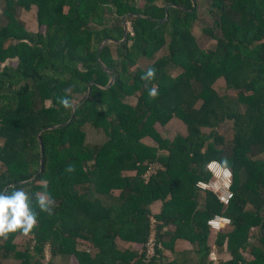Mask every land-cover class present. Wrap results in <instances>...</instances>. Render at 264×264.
Masks as SVG:
<instances>
[{"label": "trees", "instance_id": "trees-1", "mask_svg": "<svg viewBox=\"0 0 264 264\" xmlns=\"http://www.w3.org/2000/svg\"><path fill=\"white\" fill-rule=\"evenodd\" d=\"M199 2L0 0V191L23 188L37 213L29 233L0 236V264H141L151 218L149 264H161L177 239L194 246L196 264H210L207 222L214 215L230 219L215 243L226 241L232 259L220 264H264V0H210L213 25L202 30L213 41L208 48L193 34ZM166 3L180 8L168 6L164 19ZM33 8L36 32L19 17ZM150 67L155 76L142 79ZM220 79L235 97L218 92ZM172 120L184 134L165 136ZM227 123L230 139L219 130ZM85 127L104 141L88 142ZM211 161L232 172L234 196L226 204L195 186L210 179ZM45 184L51 215L36 203ZM20 235L32 236L34 247L20 250ZM181 255L167 264H179Z\"/></svg>", "mask_w": 264, "mask_h": 264}, {"label": "rangeland", "instance_id": "rangeland-1", "mask_svg": "<svg viewBox=\"0 0 264 264\" xmlns=\"http://www.w3.org/2000/svg\"><path fill=\"white\" fill-rule=\"evenodd\" d=\"M137 1L139 4H141L144 0H137ZM210 4H211L210 0H200L199 8H198L199 10L198 21L196 22L195 27H193V34L197 36L198 42L202 48H208L209 46L213 44V41L209 37H207L202 31L204 27L213 25V18H212V14L210 11L211 10ZM19 17L21 21L26 25V28L28 30L36 32L39 29L38 23H37V17H36V8H33L29 12L23 11V10L20 11ZM126 28H129V22H126ZM164 54H166V51L163 49L159 54H157L156 57L162 56ZM148 64L149 63H147L146 60H142L140 61L138 66L144 69L148 66ZM177 74H178V71H170V75L172 76H176ZM216 89L221 95L229 94L232 97L236 96L235 93H231L226 90L225 82L222 79H220L219 82L216 84ZM128 102L130 104H133L134 100L131 99ZM219 130L221 133H223L226 136V138H229V139L232 138L234 131H233L231 123L224 124L223 127H221ZM85 131H86L88 142L101 143L104 141V136L102 135V133L97 132L90 127H85ZM184 132H185V127L177 120H172L166 126L164 134L165 136L169 138H173L175 134H184ZM143 141L148 144H153V142L148 138H145ZM0 142H2V140H0ZM168 227L171 231L173 230L172 229L173 226H167L164 230L166 231ZM211 238L213 239V237L209 234V241H210L209 243L212 242ZM16 243L18 244L20 250H25L26 248H29V247L33 248L35 245V242L33 241V237L28 236V235H20L17 238ZM51 259H52V253L50 250V246H48L46 250V262L50 261ZM71 261H72V264H77L75 260H71ZM13 262L14 261L12 260H3L1 264H12ZM160 263L167 264V262L162 261V260H160Z\"/></svg>", "mask_w": 264, "mask_h": 264}, {"label": "clouds", "instance_id": "clouds-1", "mask_svg": "<svg viewBox=\"0 0 264 264\" xmlns=\"http://www.w3.org/2000/svg\"><path fill=\"white\" fill-rule=\"evenodd\" d=\"M155 76V69L150 67L142 75V79L150 80ZM149 96L155 97L157 89L152 87L148 90ZM65 107H70L67 98H61ZM71 171V167L67 169ZM36 196V203L41 211L52 214V200L46 191ZM37 225V213L33 208L32 196L23 188L13 186L10 191H0V236H6L10 232L20 229L23 233H29Z\"/></svg>", "mask_w": 264, "mask_h": 264}, {"label": "built area", "instance_id": "built-area-1", "mask_svg": "<svg viewBox=\"0 0 264 264\" xmlns=\"http://www.w3.org/2000/svg\"><path fill=\"white\" fill-rule=\"evenodd\" d=\"M159 168V164L148 165L147 170L143 174L145 181ZM210 173L208 181H198L196 187L203 191H208L214 194L220 203L226 204L230 201L234 194L232 192V172L229 168L224 167L217 161H211L206 166ZM151 231L148 240L143 250V257L141 264H149L155 255V225L156 221L151 218ZM211 230L219 231L227 225H230V219L222 215H214L207 222ZM210 264H219V257L214 250H210L208 255Z\"/></svg>", "mask_w": 264, "mask_h": 264}, {"label": "crops", "instance_id": "crops-1", "mask_svg": "<svg viewBox=\"0 0 264 264\" xmlns=\"http://www.w3.org/2000/svg\"><path fill=\"white\" fill-rule=\"evenodd\" d=\"M161 203L159 202H155L151 205V210L154 214H158L161 210ZM230 225L225 226L224 228H222L219 231H215V230H211L210 231V235L213 237L212 242L210 243L211 245V250H214L217 254V256L219 257V264L223 263V262H227L230 261L232 259L231 254L229 253V251L227 250V245H226V241L223 243L222 246H217V244L215 243L216 240V236L218 233L220 232H226L229 230ZM173 229V228H172ZM166 231H171L169 229V227L166 229ZM257 232V230H255ZM214 235V236H213ZM255 239L256 238H252L251 243L252 244H256L255 243ZM210 242V241H209ZM129 245H125L123 244V247L128 248ZM181 255V254H185L184 256L181 255V257L179 259H181V262L179 264H196V255L194 253V246L191 245L188 241L183 240V239H177L174 242V246H173V250H165L163 252V257L161 258L162 261L167 262V258L172 259L173 256L176 257V255ZM244 256L246 257V259L248 261L254 260L255 256L252 252H250V248L244 252ZM162 263V262H161Z\"/></svg>", "mask_w": 264, "mask_h": 264}, {"label": "water", "instance_id": "water-1", "mask_svg": "<svg viewBox=\"0 0 264 264\" xmlns=\"http://www.w3.org/2000/svg\"><path fill=\"white\" fill-rule=\"evenodd\" d=\"M193 1V4H196V0H192ZM168 6H176V7H179L180 8V6H178V5H176V4H174V3H166V5H165V10H166V14H165V17H164V19L167 17V8H168ZM129 15H133V14H131V13H128V14H124V15H122V17H121V20H122V25H123V28L125 27V18H126V16H129ZM164 19H162L161 21H163ZM125 35H126V30L124 29V38L121 40V41H125ZM108 42H110V40H108V39H105L104 41H102V43L99 45V47H98V50H97V54L99 53V51H100V49L105 45V44H107ZM107 70V69H106ZM108 72V74H109V76H110V78H111V81H110V83L107 85V87H105V89H109L112 85H113V83H114V77H113V75L109 72V71H107ZM91 86H92V82H90L89 83V86H88V90H87V93L85 94V96L83 97V99H82V101L81 102H83L87 97H88V95H89V93H90V88H91ZM80 104V103H79ZM78 104V105H79ZM74 111V110H73ZM72 111V112H73ZM53 128H57L56 126H54ZM42 151H43V154H42V168H41V171L43 170V168H44V146H43V141H42Z\"/></svg>", "mask_w": 264, "mask_h": 264}]
</instances>
